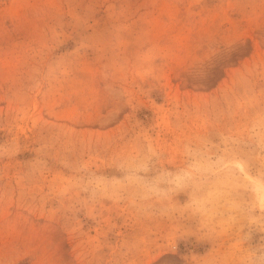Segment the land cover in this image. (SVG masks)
I'll use <instances>...</instances> for the list:
<instances>
[{"label":"rangeland","instance_id":"obj_1","mask_svg":"<svg viewBox=\"0 0 264 264\" xmlns=\"http://www.w3.org/2000/svg\"><path fill=\"white\" fill-rule=\"evenodd\" d=\"M118 166L172 194L141 208L81 191ZM258 251L264 0H0V264Z\"/></svg>","mask_w":264,"mask_h":264},{"label":"clouds","instance_id":"obj_2","mask_svg":"<svg viewBox=\"0 0 264 264\" xmlns=\"http://www.w3.org/2000/svg\"><path fill=\"white\" fill-rule=\"evenodd\" d=\"M133 181L136 190L128 191ZM79 186L89 199L111 194L141 208L150 206L151 202L168 200L173 191L172 186L161 183L157 177H148L144 169L133 170L122 166H118L111 175L85 171L79 178ZM187 187L194 188L195 180L190 178ZM253 259L255 264H264V251H258Z\"/></svg>","mask_w":264,"mask_h":264}]
</instances>
